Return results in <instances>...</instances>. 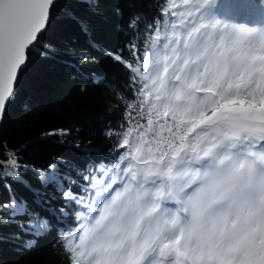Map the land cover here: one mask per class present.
<instances>
[{"label": "snow or ice", "instance_id": "6c2138e0", "mask_svg": "<svg viewBox=\"0 0 264 264\" xmlns=\"http://www.w3.org/2000/svg\"><path fill=\"white\" fill-rule=\"evenodd\" d=\"M55 3L0 0V120ZM252 5L180 0L169 7L160 0L151 20L134 13L117 24L124 43L115 51L91 42L124 69L125 87L137 102L125 105L117 147L126 164L115 178L97 180L99 187L85 198L63 191L56 173L47 177L84 220L78 242L64 246L69 264H264L260 221L242 204L248 158L264 154V36L241 20ZM68 17L75 19L70 10ZM80 27L87 33L88 25ZM105 87L116 102L128 100L111 83ZM19 167L12 152L0 161L5 176L23 183L13 171ZM2 207L8 218L0 225L16 224L34 237L50 230L47 217L29 211L26 201L13 196Z\"/></svg>", "mask_w": 264, "mask_h": 264}, {"label": "trees", "instance_id": "16d2710c", "mask_svg": "<svg viewBox=\"0 0 264 264\" xmlns=\"http://www.w3.org/2000/svg\"><path fill=\"white\" fill-rule=\"evenodd\" d=\"M159 2L58 0L54 4L47 30L39 38L37 51L29 53L27 67L15 86L16 98L8 105L0 127V161L7 159V152L14 153L20 167L9 170L18 171L23 181L5 176L0 169V219L8 218L2 206L14 196L17 202L26 201L29 211L47 217L50 230L34 237L21 232L16 224L0 225V264H69L64 246L78 242L84 220L77 219L72 211L77 206H69L57 183L47 177L56 173L63 191L85 198L99 187L97 180L115 178L126 164L119 155L124 150L117 147L120 126L126 123L125 105L137 102L125 87L124 69L91 42L115 51L124 43L117 24L126 23L134 13L151 20L158 15ZM179 2L167 0V5L174 7ZM252 2L264 4V0ZM68 10L75 19L68 17ZM81 23L88 25L87 33ZM41 51L47 56L42 57ZM81 55L89 59L82 62ZM69 63L75 66L69 67ZM106 83L121 89L128 100L116 102ZM109 129L112 132L106 135ZM60 130L68 135L61 136ZM62 209L69 214H62ZM27 219L17 217L25 223ZM30 240L35 244L25 247Z\"/></svg>", "mask_w": 264, "mask_h": 264}, {"label": "clouds", "instance_id": "9594fccd", "mask_svg": "<svg viewBox=\"0 0 264 264\" xmlns=\"http://www.w3.org/2000/svg\"><path fill=\"white\" fill-rule=\"evenodd\" d=\"M255 30L257 37L264 36V27L258 25H248ZM251 172L244 189L243 206L251 210V219L259 220L257 238L264 233V154L261 157L248 158ZM227 211V209L225 210Z\"/></svg>", "mask_w": 264, "mask_h": 264}, {"label": "rangeland", "instance_id": "374dc122", "mask_svg": "<svg viewBox=\"0 0 264 264\" xmlns=\"http://www.w3.org/2000/svg\"><path fill=\"white\" fill-rule=\"evenodd\" d=\"M245 14H246V17L244 15L241 18L244 17L245 20L247 21H250V19H252V15L257 16V17H262L264 15L261 11L256 10V8L253 5L249 7V10Z\"/></svg>", "mask_w": 264, "mask_h": 264}, {"label": "bare ground", "instance_id": "6f19581e", "mask_svg": "<svg viewBox=\"0 0 264 264\" xmlns=\"http://www.w3.org/2000/svg\"><path fill=\"white\" fill-rule=\"evenodd\" d=\"M245 17H246V14H245ZM253 17H254V16L252 15V18H253ZM249 19H250V18H249ZM241 20H242V21H244V22H246V23L248 22V24H249V23H251L252 21H253L254 23H256V22H257V21H256V19H254V20L250 19V21H247V20H245V18H244V17H243V18H241ZM252 25H255V24H253V23H252Z\"/></svg>", "mask_w": 264, "mask_h": 264}, {"label": "water", "instance_id": "95a60500", "mask_svg": "<svg viewBox=\"0 0 264 264\" xmlns=\"http://www.w3.org/2000/svg\"><path fill=\"white\" fill-rule=\"evenodd\" d=\"M58 0H56V2H57ZM53 8V7H52ZM52 8L50 9V16H51V10H52ZM17 84V83H16ZM8 107V106H7ZM7 107H6V110H7ZM3 120H4V118L2 119V120H0V127H1V125H2V123H3Z\"/></svg>", "mask_w": 264, "mask_h": 264}]
</instances>
